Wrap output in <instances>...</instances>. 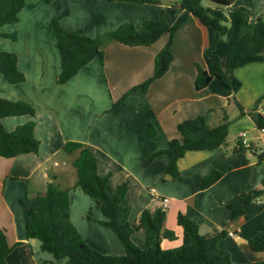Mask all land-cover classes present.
Listing matches in <instances>:
<instances>
[{"label":"crops","instance_id":"obj_1","mask_svg":"<svg viewBox=\"0 0 264 264\" xmlns=\"http://www.w3.org/2000/svg\"><path fill=\"white\" fill-rule=\"evenodd\" d=\"M263 3L264 0L260 9ZM256 13L257 18L260 15ZM161 15L168 23L180 25L172 41L173 59L168 70L152 80L146 91L135 89L110 109L130 87L151 75L155 54L165 43L166 35L148 46L106 40L101 44L102 62L93 58L74 77L57 82L60 56L51 30L53 18L67 30L94 36L123 22L139 28L143 21ZM0 30L15 34V38L0 37V50L16 53L18 68L25 76L21 82L9 83L0 73V96L25 100L35 108L33 115L4 117L2 124L12 130L31 121L39 140L37 152L0 156V228L12 247L5 264L64 262L43 251L37 238L26 237L25 200L43 192L49 182L64 188L74 183V171L67 178L60 171L57 157L68 140L84 142L92 149L99 174L108 178V192L122 182L128 183L124 203L130 207L132 224L143 209L163 208L164 225L175 234L173 240L161 237L163 248L181 244L183 231L176 216L182 212L197 222L201 234L214 227L225 228L228 234L218 245L229 251L233 262L264 259V251H252L247 243L249 237L264 229V195L244 204V213L234 220H230L227 208L228 202L241 191L258 186L264 176V160L257 161L249 152L232 151L238 133L245 130L254 137L258 121L264 119L263 61L236 67L229 86L213 77L206 87L197 90L195 64L212 69L213 59L205 49L213 32L185 9L162 0H26L18 21ZM228 47L226 36L215 43L214 52L222 66ZM209 109H215L211 121L219 122L222 115L227 117L228 134H235L234 142L227 139L224 147L186 151L177 160L179 174L168 176V156L160 154L150 159L149 155L164 148L169 139L180 137L176 128L179 121ZM147 121L153 122L156 138L146 134ZM69 158L71 161L72 156ZM212 169L225 172L201 189L202 176ZM163 197L167 198L165 203ZM69 202L71 222L84 241L106 254L123 253L115 233L96 221L103 216L90 196L75 187L69 190ZM139 237L142 234L137 232L134 241L139 243Z\"/></svg>","mask_w":264,"mask_h":264},{"label":"trees","instance_id":"obj_2","mask_svg":"<svg viewBox=\"0 0 264 264\" xmlns=\"http://www.w3.org/2000/svg\"><path fill=\"white\" fill-rule=\"evenodd\" d=\"M46 3L51 0H44ZM138 3H157L158 0H110ZM204 1L209 2L204 4ZM234 0H174L173 5L186 10L195 16L203 25L208 26L213 37L205 49L206 55L213 59L212 69L206 70L196 63L194 78L197 90L206 87L213 77H217L225 86L233 70L252 61L264 62V21L258 16L255 21L247 19V9L227 10ZM26 0H0V28L18 21V14ZM180 23L170 24L163 15L158 19H147L137 28L130 22H123L111 30L97 33L94 36L83 35L64 28L56 19L51 21L52 35L60 56V72L58 83H64L74 77L79 69L93 58L102 62V42L115 40L130 46H148L160 36L166 35V41L154 57L151 75L140 83L130 87L111 108L117 106L135 89L146 91L150 82L162 76L173 59L171 50L174 34ZM226 36L229 42L226 59L222 66L214 52L215 43ZM0 37L15 38V34L0 30ZM0 73L9 83H18L25 79L18 68L17 55L13 51L0 50ZM215 109L179 121L176 128L178 138L168 140L164 148L149 155L150 159L166 154L169 162L165 172L170 177L179 174L177 160L188 150H212L224 147L227 143L228 119L222 115L221 120L211 125L210 120ZM35 108L25 100H13L0 96V156L14 157L22 153L37 152L39 140L33 133V122L28 121L6 130L2 119L8 116L33 115ZM264 125V119L257 126ZM146 134L150 138L157 137V130L152 121L145 123ZM62 150L72 156L71 166L75 180L69 187L49 182L45 190L25 200V229L27 238H37L40 248L55 259H64L62 264H264V259L235 263L229 251L219 247L218 242L228 231L225 228H212L205 234L199 233L198 224L186 214L179 212L176 216L178 225L182 227V242L179 246L163 248L161 237L169 240L175 238L174 231L164 225L165 212L157 207L153 210L143 209L135 224L130 221V207L124 203L128 183H120L113 192H108V178L98 172L97 159L92 149L81 141L68 140ZM233 152H249L257 161L264 160V155H257L252 145H243L239 139L232 148ZM225 171L212 169L200 180V188L205 189L216 182ZM79 187L90 196L102 218L96 221L115 233L123 246L122 254H106L80 236L70 219L69 190ZM264 195V176L260 184L241 191L227 208L230 220L244 213V204ZM139 232V243L133 236ZM19 243V242H18ZM252 251H264V229L247 240ZM5 232L0 228V264L6 263V256L11 250ZM54 264V263H53Z\"/></svg>","mask_w":264,"mask_h":264},{"label":"rangeland","instance_id":"obj_3","mask_svg":"<svg viewBox=\"0 0 264 264\" xmlns=\"http://www.w3.org/2000/svg\"><path fill=\"white\" fill-rule=\"evenodd\" d=\"M162 2L164 4H168V5H173V2L174 0H162ZM263 0H234L231 4H233L232 7L228 6L226 7L227 10H230V11H233V10H237L238 8L240 7H244L247 9V13H246V16H247V19L248 21L250 22H253L255 20V14H254V11L258 12L256 14L260 15L264 21V3H263V8L260 9V3H262ZM204 4H208L209 5V2L207 1H204ZM216 122L218 121H211L210 120V124L214 125L216 124ZM248 136H250L248 134ZM228 141H230V143L232 144L235 140V134L233 132H230L228 134V137H227ZM58 160H60V171L67 175V178H71V174H73V168L71 166V161H70V155L65 153L63 150H61L60 154H58ZM64 158V159H62ZM40 172H38V175H39Z\"/></svg>","mask_w":264,"mask_h":264},{"label":"built area","instance_id":"obj_4","mask_svg":"<svg viewBox=\"0 0 264 264\" xmlns=\"http://www.w3.org/2000/svg\"><path fill=\"white\" fill-rule=\"evenodd\" d=\"M257 134L254 137L248 136L247 131L242 130L237 137L243 145H252L257 155H264V125L256 127ZM167 201L166 197L162 198V202Z\"/></svg>","mask_w":264,"mask_h":264}]
</instances>
